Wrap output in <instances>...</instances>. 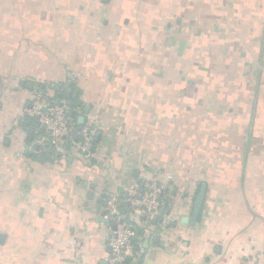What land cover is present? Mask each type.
I'll list each match as a JSON object with an SVG mask.
<instances>
[{
	"label": "crops",
	"instance_id": "1",
	"mask_svg": "<svg viewBox=\"0 0 264 264\" xmlns=\"http://www.w3.org/2000/svg\"><path fill=\"white\" fill-rule=\"evenodd\" d=\"M214 24L260 70L255 91L222 86L253 105L237 133L248 138L243 158L212 143L226 114L211 111L209 91L166 63L178 40L207 39ZM262 69L264 0H0V264H109V209L130 212L129 187L142 194L151 179L170 194L153 218L129 213L127 264H264ZM68 81L78 125L71 117L74 140L54 146L28 111ZM84 128L98 138L90 157L72 143Z\"/></svg>",
	"mask_w": 264,
	"mask_h": 264
},
{
	"label": "trees",
	"instance_id": "2",
	"mask_svg": "<svg viewBox=\"0 0 264 264\" xmlns=\"http://www.w3.org/2000/svg\"><path fill=\"white\" fill-rule=\"evenodd\" d=\"M212 28L213 30H210L207 39L178 40L173 45L166 63H174V66L177 65L179 68L172 70V78L192 77L199 85L197 88H204L209 91V98L205 101L210 102V106H213L211 111L222 110L226 114L223 119H220L221 126L224 125L225 127L222 137L218 139L211 137L212 143L213 141L221 144L225 142V145L228 144L226 150L230 151L231 158H237L240 155L243 158L244 150L241 147L248 141V138L245 137L244 130L238 137L237 133L244 129L247 121L252 123L253 105L248 101L236 98L233 94L223 93L222 86L234 79L242 81L243 84L246 83V91H255L260 70L257 61L239 37L235 34L230 35L223 29L220 30L218 24L212 25ZM202 81H206V84L202 85ZM66 84V87L63 84L58 86L56 99H65L68 107L73 109L78 103V98L74 96L76 85L71 81ZM199 99L193 102L194 110L200 109L205 104V102L203 103L204 100ZM71 117L76 123L78 122L74 111H72ZM212 120L211 116L209 122L211 126ZM78 127L82 128L84 125ZM89 132L93 136L91 150L93 151L98 138L92 129H89ZM127 263L128 260L124 264Z\"/></svg>",
	"mask_w": 264,
	"mask_h": 264
},
{
	"label": "built area",
	"instance_id": "3",
	"mask_svg": "<svg viewBox=\"0 0 264 264\" xmlns=\"http://www.w3.org/2000/svg\"><path fill=\"white\" fill-rule=\"evenodd\" d=\"M31 105L28 111L29 116L46 129L49 141L54 146H60L69 140L72 141L75 128L65 99L50 101L44 96H36ZM78 134L79 140L72 143L86 157H90L93 136L87 128L82 129ZM144 188L145 191L138 194L137 185L129 187L130 212L122 211L117 203H113L109 209L113 225V236L109 243L112 250L109 264H124L133 254L135 231L130 214L140 212L148 218H153L164 206L165 198L170 194L168 186L159 183L156 179L146 182Z\"/></svg>",
	"mask_w": 264,
	"mask_h": 264
},
{
	"label": "water",
	"instance_id": "4",
	"mask_svg": "<svg viewBox=\"0 0 264 264\" xmlns=\"http://www.w3.org/2000/svg\"><path fill=\"white\" fill-rule=\"evenodd\" d=\"M88 111V109H86V112ZM70 116H72V113H69ZM85 122V118L81 117L79 119V123L83 124ZM144 185L142 184V189L141 191H143ZM206 194H207V185L203 184L199 194L196 198L195 204H194V208H193V212H192V216L188 221H185L187 223H189L190 225H195L200 217V214L202 212L204 203H205V199H206ZM102 222H108V221H102Z\"/></svg>",
	"mask_w": 264,
	"mask_h": 264
},
{
	"label": "rangeland",
	"instance_id": "5",
	"mask_svg": "<svg viewBox=\"0 0 264 264\" xmlns=\"http://www.w3.org/2000/svg\"><path fill=\"white\" fill-rule=\"evenodd\" d=\"M262 71H264V70L262 69ZM239 87L241 88V90L244 89L245 86H244V84H243L242 81L239 82ZM247 92H248V91H247ZM247 94H248V93H246V95H247ZM252 121H253V120H252Z\"/></svg>",
	"mask_w": 264,
	"mask_h": 264
}]
</instances>
